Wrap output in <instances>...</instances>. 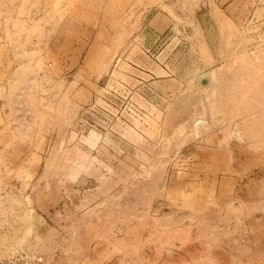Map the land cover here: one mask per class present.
Here are the masks:
<instances>
[{
	"label": "rangeland",
	"instance_id": "1",
	"mask_svg": "<svg viewBox=\"0 0 264 264\" xmlns=\"http://www.w3.org/2000/svg\"><path fill=\"white\" fill-rule=\"evenodd\" d=\"M0 264H264V0H0Z\"/></svg>",
	"mask_w": 264,
	"mask_h": 264
},
{
	"label": "crops",
	"instance_id": "2",
	"mask_svg": "<svg viewBox=\"0 0 264 264\" xmlns=\"http://www.w3.org/2000/svg\"><path fill=\"white\" fill-rule=\"evenodd\" d=\"M214 19L215 22H217L216 24H218L219 28H221V24L223 22H227L229 23V26H232V24H235L236 22H239V18L236 15H232V16H227L226 18H222V17H218V21L215 19V16L211 15ZM210 17V18H212ZM224 19V20H222ZM206 19H198V21L200 22L201 27H203L202 22H206ZM153 25H151V31L153 33H155L156 35H160L162 32H164L166 29H168L169 27L173 30L175 27L171 26L173 24V19L170 17V15L164 14V13H157L153 19H152ZM236 25V24H235ZM205 26V24H204ZM249 26V25H248ZM175 30V29H174ZM222 84L221 83L218 86V92L219 96L222 95L223 96V88H222ZM221 100H223L221 98ZM244 117V116H243Z\"/></svg>",
	"mask_w": 264,
	"mask_h": 264
},
{
	"label": "water",
	"instance_id": "3",
	"mask_svg": "<svg viewBox=\"0 0 264 264\" xmlns=\"http://www.w3.org/2000/svg\"><path fill=\"white\" fill-rule=\"evenodd\" d=\"M212 81H213V76L208 75L201 80V85L203 86L204 89H208L211 86Z\"/></svg>",
	"mask_w": 264,
	"mask_h": 264
},
{
	"label": "bare ground",
	"instance_id": "4",
	"mask_svg": "<svg viewBox=\"0 0 264 264\" xmlns=\"http://www.w3.org/2000/svg\"><path fill=\"white\" fill-rule=\"evenodd\" d=\"M225 89H226V87H225ZM228 95V94H227Z\"/></svg>",
	"mask_w": 264,
	"mask_h": 264
}]
</instances>
